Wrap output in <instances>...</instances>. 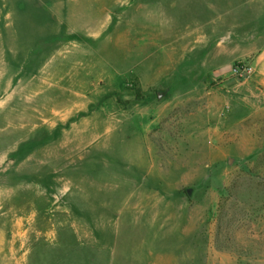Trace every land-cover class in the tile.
Returning <instances> with one entry per match:
<instances>
[{"label":"rangeland","instance_id":"1","mask_svg":"<svg viewBox=\"0 0 264 264\" xmlns=\"http://www.w3.org/2000/svg\"><path fill=\"white\" fill-rule=\"evenodd\" d=\"M0 252L264 264V0H0Z\"/></svg>","mask_w":264,"mask_h":264},{"label":"built area","instance_id":"2","mask_svg":"<svg viewBox=\"0 0 264 264\" xmlns=\"http://www.w3.org/2000/svg\"><path fill=\"white\" fill-rule=\"evenodd\" d=\"M252 71L253 67L249 63L239 61L236 64L230 66L229 73L234 76L244 77L250 75Z\"/></svg>","mask_w":264,"mask_h":264},{"label":"crops","instance_id":"3","mask_svg":"<svg viewBox=\"0 0 264 264\" xmlns=\"http://www.w3.org/2000/svg\"><path fill=\"white\" fill-rule=\"evenodd\" d=\"M9 257L10 255L0 252V264H28L27 259L25 257L21 258L18 256V258H16V256H14V259H8Z\"/></svg>","mask_w":264,"mask_h":264},{"label":"trees","instance_id":"4","mask_svg":"<svg viewBox=\"0 0 264 264\" xmlns=\"http://www.w3.org/2000/svg\"><path fill=\"white\" fill-rule=\"evenodd\" d=\"M226 68H227V67H225V68H221V69H218V70H216V72H217L219 75L224 74ZM229 70H230V68H229Z\"/></svg>","mask_w":264,"mask_h":264},{"label":"water","instance_id":"5","mask_svg":"<svg viewBox=\"0 0 264 264\" xmlns=\"http://www.w3.org/2000/svg\"><path fill=\"white\" fill-rule=\"evenodd\" d=\"M188 192H189V190H188Z\"/></svg>","mask_w":264,"mask_h":264}]
</instances>
